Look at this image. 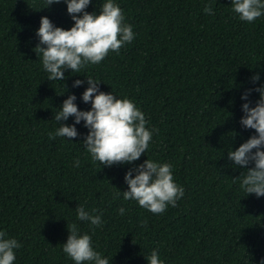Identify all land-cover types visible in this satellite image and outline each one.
<instances>
[{
	"label": "trees",
	"instance_id": "trees-1",
	"mask_svg": "<svg viewBox=\"0 0 264 264\" xmlns=\"http://www.w3.org/2000/svg\"><path fill=\"white\" fill-rule=\"evenodd\" d=\"M104 2L91 0L85 11L98 14ZM114 2L134 39L119 54L50 81L33 51L36 30L43 16L69 29L74 21L67 4L0 0V231L21 244L14 264H75L63 252L72 223L109 264H148L153 249L164 264H260L264 196L240 187L246 169L227 153L256 134L240 124L241 96L264 84V15L242 21L231 0ZM207 5L213 15L203 11ZM88 76L100 81V91L132 100L144 113L152 139L138 160L111 167L93 161L83 121L72 140L49 139L68 95L75 94L80 110L91 109L82 100ZM77 79L84 83L73 87ZM258 99L253 90L250 107ZM74 122L70 116L62 123ZM147 158L170 163L184 189L176 206L161 214L123 199L125 173ZM78 204L97 209L103 224L79 221Z\"/></svg>",
	"mask_w": 264,
	"mask_h": 264
},
{
	"label": "clouds",
	"instance_id": "clouds-1",
	"mask_svg": "<svg viewBox=\"0 0 264 264\" xmlns=\"http://www.w3.org/2000/svg\"><path fill=\"white\" fill-rule=\"evenodd\" d=\"M60 2L46 0L47 6ZM64 2L74 24L64 29L54 26L47 16H43L36 30L39 42L33 51L42 57V66L50 81L65 80V70L80 73L89 64H99L110 52L119 54L120 49L134 39L132 25L125 23L122 9L114 0H105L98 14L96 11H85L91 0ZM231 5L239 19L248 23L264 15V0H231ZM203 11L208 15L214 14L211 5L205 6ZM86 78L88 87L82 93V100L90 102L91 109L80 110L75 103V94L68 95L61 110L54 114L60 126L54 133H49V139L65 137L72 140L80 135L75 125L83 121L89 130L83 144L93 161L111 167L138 160L146 153L152 139V131L146 128L144 113L132 100L117 98L112 92L100 91V81L91 76ZM259 78L258 73L251 77L253 83ZM83 83L77 79L73 87ZM253 90L259 93V99L255 106L250 107L248 97ZM241 99L245 103L242 104L244 114L240 124L243 128L254 129L256 134L235 150L231 148L227 158L235 166L246 169V174L238 176L240 187L247 195L261 197L264 196V84L255 89H247ZM70 116L75 118L74 124L62 123ZM250 162L254 163L253 167H247ZM74 166L79 167L80 161H74ZM133 172L136 174L133 175ZM124 180L128 189L122 191L123 199L135 200L139 206L153 214L163 213L168 205L175 207L176 201L184 196V189L174 180L170 163H159L147 158L142 164L130 168ZM119 196L120 192H117L116 198ZM97 212L95 208L91 212L86 211L79 204L76 207L78 220L87 221L94 228L103 224L101 214H94ZM118 212L123 215L125 209L121 207ZM67 231L69 235L63 243V252L75 264H109L107 258L94 250L91 236L79 233L76 223L67 224ZM6 237L7 233L0 231V264H14V250L20 248L21 244L15 238ZM146 259L148 264H164L155 249ZM260 264H264V260Z\"/></svg>",
	"mask_w": 264,
	"mask_h": 264
}]
</instances>
